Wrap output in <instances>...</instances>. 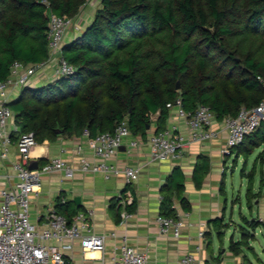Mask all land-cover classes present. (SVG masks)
<instances>
[{
  "label": "trees",
  "instance_id": "obj_1",
  "mask_svg": "<svg viewBox=\"0 0 264 264\" xmlns=\"http://www.w3.org/2000/svg\"><path fill=\"white\" fill-rule=\"evenodd\" d=\"M86 2L0 0V80L8 78L15 62H44L49 15L72 20ZM60 52L71 74L23 87L6 103L19 133H32L37 144L84 132L92 138L121 122L132 136L144 139L152 124L155 132L165 128L167 105L176 99L186 112L204 106L222 122L264 101V0H101L92 20ZM259 148L246 174L248 208L264 189V179L257 193L252 189L256 166L261 175L264 170V123L231 150L235 163L240 156L247 162ZM208 169L207 157L199 155L192 174L197 189ZM183 182L175 168L161 193L174 195L187 210ZM219 190L224 193L223 178ZM61 200V195L56 198L54 210L69 223L77 210ZM170 204L166 199L160 212L175 219ZM110 207L118 219L117 198ZM134 208L133 199L125 210L131 214ZM256 218L244 221L255 228L260 225ZM242 244L243 239L230 241L229 249L235 254Z\"/></svg>",
  "mask_w": 264,
  "mask_h": 264
},
{
  "label": "crops",
  "instance_id": "obj_2",
  "mask_svg": "<svg viewBox=\"0 0 264 264\" xmlns=\"http://www.w3.org/2000/svg\"><path fill=\"white\" fill-rule=\"evenodd\" d=\"M100 1L87 0L75 19L83 26H79L78 22L75 23L73 31L66 32L63 43L82 32L92 20ZM53 71L52 67L43 69L32 77L30 86H42L53 81L56 78ZM19 91V88L9 87L4 98L0 97V104L13 101ZM175 124L181 133L186 134L184 121L175 120ZM216 128L220 129L216 139L201 144L187 145L181 156L175 160L149 161L147 139L155 133L154 124L147 128L148 132L144 139L131 136L122 145L108 163L119 168L124 166L140 168L138 179L127 188L132 193L135 203L134 211L128 219L124 220L122 217L124 208H120L119 218L116 219V210L110 207L111 202L126 188L121 177L106 180L99 173H76L73 178L68 179L63 173H56L42 177L39 190L30 197L31 222L36 224L38 229H42L45 224L43 219L45 211L49 207L54 208L56 198L61 195L62 202H71L77 213L80 212L86 216L90 233L105 236V247L102 252L82 251L77 242L73 243L71 250L64 251L67 264H111L115 247L123 243L145 254L147 264H182L181 259L186 255H191L196 262L205 264H253L245 253V249L251 250L253 255L258 257L253 244H255L256 234L264 232V225L250 228L247 224L248 230L245 231L248 232L250 238L245 241L246 245L242 244L237 249L235 254L230 251L229 244L230 241L235 243L241 240L238 231L235 232L234 229L231 232L227 244H218L214 237V235L217 237L224 235L229 226L235 228L238 225L232 219L231 212L229 222L226 223V199H222V193L219 190L221 180L225 179L226 175L225 158L221 155L226 133L221 125H216ZM6 129L11 133L12 145L8 159L0 161V189H11L15 181L11 164L19 161L15 145L19 128L15 124L14 117L8 121ZM134 138L137 139L138 146L130 149L128 142ZM85 140L84 134H80L70 137L59 136L54 141L36 143L30 151L29 164L31 161L38 162L43 159L47 162L54 158H60L73 164L76 162L75 150L80 145L84 148V156L93 161L95 160L93 155L84 146ZM261 150L262 148H259L252 156L255 158ZM199 155L207 157L209 169L200 188L197 189L192 181V174ZM37 166L40 165L37 163ZM175 168H179L184 176L182 196L187 201V210L182 208L174 195L164 198L161 193L162 186ZM260 180L261 177L259 183ZM259 183L256 193L259 190ZM74 198H79L78 204L74 203ZM166 199L170 200V209L174 210L176 219L183 223L181 235L178 238L161 235L156 226L155 220L161 215L160 208ZM248 210L249 219L242 217V221L264 217V189L262 195L252 201V206ZM214 220H219V227L212 223ZM260 226H262L261 229H259ZM48 244L57 246L54 241H49ZM259 244L264 254V247L261 242Z\"/></svg>",
  "mask_w": 264,
  "mask_h": 264
},
{
  "label": "built area",
  "instance_id": "obj_3",
  "mask_svg": "<svg viewBox=\"0 0 264 264\" xmlns=\"http://www.w3.org/2000/svg\"><path fill=\"white\" fill-rule=\"evenodd\" d=\"M70 19L49 15L47 31V59L37 65H23L15 62L10 68V74L5 81L0 80V97L4 98L9 87L23 88L30 86L31 79L48 65L54 66V76L60 77L72 73L73 68L61 56V47ZM169 116L164 129L151 134L147 139L149 146V161L162 162L175 160L189 144H201L216 139L221 125L226 133V139L221 148L225 156L242 143L243 139L253 133L261 123H264V101L257 106L241 108L235 117L225 118L216 122L212 112L204 106H198L193 112H186L176 99L168 104ZM14 117L13 112L3 102L0 104V161L7 160L12 145L11 133L6 127ZM175 120L185 123L186 134L179 131ZM85 136V148L93 155V161L84 156V148L80 145L75 150L76 162L67 163L60 158L48 160L36 170H29V154L36 146L32 133H18L16 151L19 161L11 164L15 181L11 189H0V264H64V251L71 250L77 242L82 251H100L105 247V236L90 233L89 224L83 213H76L71 222L49 207L44 215V227L38 229L30 220V197L40 188L42 177L63 173L64 177L73 178L76 173L102 174L104 179L121 177L125 186H130L140 175L136 166L115 167L108 161L116 155L122 145L131 138V133L125 122L118 124L112 132L97 134L89 138ZM138 146L137 139H131L128 147ZM117 200L124 208V220L130 217L125 207L132 204L133 195L125 189ZM257 222L264 225V217H257ZM161 235L178 238L181 235L183 223L179 219L158 216L155 220ZM54 241L57 246L48 244ZM198 249V247H197ZM182 264H205L196 262L191 255L181 259ZM111 264H147L145 254L140 253L123 243L115 247Z\"/></svg>",
  "mask_w": 264,
  "mask_h": 264
},
{
  "label": "rangeland",
  "instance_id": "obj_4",
  "mask_svg": "<svg viewBox=\"0 0 264 264\" xmlns=\"http://www.w3.org/2000/svg\"><path fill=\"white\" fill-rule=\"evenodd\" d=\"M95 1L97 2V0ZM75 19L76 17L71 20L69 27L66 29L67 33L69 31H73L74 26H76L75 23H77L78 20H75ZM78 25L83 26V24L79 22H78ZM51 67L54 70L53 65H48L47 67H45V70ZM153 120H154V117L151 118V121ZM256 153H257V150H255L252 155H255ZM234 157L235 156H233L232 151L229 154L223 156V158H225V163H226V164L224 163L226 166V175L224 179V193H222L221 197L223 200L226 199V206H227V211L225 214L226 223L229 222L228 220H229V216L231 212L233 216L232 219L238 225L235 228L233 226H229L228 228H226L224 235H219L218 237L214 235L215 240L218 244L220 243L227 244L228 239L231 236V232L234 229H235V232L236 231L239 232V236L244 241H247L250 238L249 236H242V233L246 234L245 230L246 229L248 230L247 224L244 223V221H242V217L249 219V216H250V213L248 210L249 208H247L246 199H245L247 186L249 182V178L246 176V174H248L253 167L254 156L249 157L247 162H245L243 156H240L235 163H234ZM243 169H244V174H242ZM260 175H261L260 167L256 166L255 176L252 181L253 192H255L258 188L259 178L261 177V179H264V170H263L262 175L261 176ZM240 228H243V229H240ZM261 228L262 226H260L259 229ZM259 242H261V245L264 247V232L256 234L255 244H253L256 249V253L258 257H256V255H253L251 250L245 249V253L249 257V259L253 262V264H264V254L260 250ZM243 245H246V244H243Z\"/></svg>",
  "mask_w": 264,
  "mask_h": 264
},
{
  "label": "water",
  "instance_id": "obj_5",
  "mask_svg": "<svg viewBox=\"0 0 264 264\" xmlns=\"http://www.w3.org/2000/svg\"><path fill=\"white\" fill-rule=\"evenodd\" d=\"M176 88L178 89V85H176ZM37 162L36 161H31L29 166H28V169L29 170H36L37 169ZM74 203L75 204H78L79 203V198H74L73 199Z\"/></svg>",
  "mask_w": 264,
  "mask_h": 264
}]
</instances>
